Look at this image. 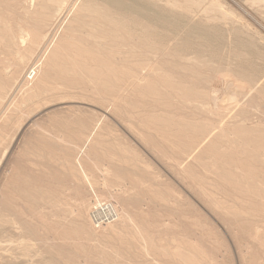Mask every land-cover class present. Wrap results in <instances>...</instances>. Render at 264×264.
Masks as SVG:
<instances>
[{
    "label": "rangeland",
    "instance_id": "1",
    "mask_svg": "<svg viewBox=\"0 0 264 264\" xmlns=\"http://www.w3.org/2000/svg\"><path fill=\"white\" fill-rule=\"evenodd\" d=\"M169 1L158 3L212 30L205 45L195 39L194 51L236 65L242 44L250 70L264 83V0ZM82 2L41 55V50L24 54L29 35L17 21L22 24L47 5L55 16H66V5L0 0V264H264V163L255 161L251 147L241 148L234 131L238 126L262 130L264 116L252 115L244 104L249 118L236 126L230 119L219 124L211 104L184 105L176 96L174 103L181 106L172 116L176 121L194 122L196 111L216 119L221 132L214 139L221 154L214 153L211 139L203 150L180 152L179 143L194 142L190 133L171 142L167 132L174 125L138 122L136 114L169 116L153 95L132 111L127 92L112 98L96 94L92 86L48 79L66 59L60 51L57 62L48 63L50 53ZM12 61L16 72L5 67ZM33 67L38 73L29 79ZM216 76L205 90L216 89L226 99V85ZM259 105L264 111V101ZM95 201L111 202L119 216L95 225L90 217ZM235 208L239 211L232 212Z\"/></svg>",
    "mask_w": 264,
    "mask_h": 264
},
{
    "label": "bare ground",
    "instance_id": "2",
    "mask_svg": "<svg viewBox=\"0 0 264 264\" xmlns=\"http://www.w3.org/2000/svg\"><path fill=\"white\" fill-rule=\"evenodd\" d=\"M78 1L47 0L45 5L49 2L56 4L59 2L60 7L66 5L68 14L66 16L61 14L57 17L53 13V9L47 5L37 10L31 19L21 20L22 24L17 21L18 25L27 27L25 29L29 35L22 44L24 54L41 50V55H45ZM188 2L194 1L188 0ZM69 23L60 45L51 51L48 63L51 61L56 63L60 51L66 54H64L66 59L58 62L57 71L47 74L46 77L63 81L70 87L82 85L83 89H87V87L92 86V90L96 94H107L112 98L121 92H127L131 98L130 107L132 111L139 110L143 103L147 102L145 97L153 95L156 98L155 105L163 106L169 112V116L167 118L146 116L145 119H140V116L136 114L137 119H139L138 122L146 124L150 121L157 124L163 122L165 127L168 126L169 128L174 125L175 129L170 128L171 130L167 132L171 142L187 138L186 133H190L192 138L195 137L194 142L188 139L179 143L177 150L180 152L193 151V149L203 150L206 141L211 139L213 143L210 146L214 153L221 154L219 145L214 141L219 136L220 127L218 126L220 125L213 124V120L216 119H212L211 116L200 115L196 111L193 112L195 114L193 115L194 122L189 121V124L185 121H176L172 116L178 114L181 109L179 103H174L176 96L185 100L183 101L184 105L190 104L191 101L197 102L198 106L202 107L211 104L213 108L215 107V110L211 109V111L220 118L219 124L230 119L234 120L233 124L236 126L240 120L245 119L248 115V109L246 110L244 104L251 108L252 115L264 116V111L259 105L260 101H264V83L258 74L250 70L252 61L247 59L243 45L239 44L238 46L241 48L238 53L241 61L236 65L224 60L223 55L221 57L224 61L218 63L204 59L209 55L205 54L207 57H204V50L197 48V51H194L193 46L195 39L201 40L200 42L205 45L212 37L210 33L212 30L188 22L174 10L159 4L158 0H86V2H82L78 15L74 16ZM231 31L227 32L231 33ZM249 44L251 45V43ZM8 52L13 53L12 51ZM12 62L4 66L13 67V71L16 72L18 64ZM214 63L218 66H215ZM34 64L36 63L34 62ZM46 70L48 73L49 70ZM37 73L38 70L33 67L29 70L28 78L34 79ZM257 73L259 72L257 71ZM214 75H217L218 84L222 80L224 81L227 91L226 99L221 100L216 89L210 94L205 90L209 80L216 81L212 80ZM99 101L102 103L103 100ZM104 102L107 103L103 101V104ZM223 104L232 105V108L223 107ZM184 117L186 116L184 115ZM207 119L212 120V122L206 124ZM184 125L186 127H183ZM234 131H236L237 139L241 141V148L246 151L248 147H251L253 152L256 151L253 157L255 161L264 163V161H260V154L264 152V128L262 130L260 128L249 130L238 126ZM234 162L233 156L229 155L226 163L231 165ZM241 163L247 165L250 164V161L243 160ZM255 175L256 173H248L250 178H254ZM260 176L264 177L263 175ZM103 202L95 201L93 203L90 213L91 220L95 206L103 204ZM112 206L114 209L117 208ZM237 211H239L238 208H235L232 212ZM98 214L104 215L99 212ZM193 257L195 258V256Z\"/></svg>",
    "mask_w": 264,
    "mask_h": 264
},
{
    "label": "built area",
    "instance_id": "3",
    "mask_svg": "<svg viewBox=\"0 0 264 264\" xmlns=\"http://www.w3.org/2000/svg\"><path fill=\"white\" fill-rule=\"evenodd\" d=\"M112 205L113 204L111 202H103V204L95 206V209L93 210L94 215L92 216V220L95 225H103V223L111 222L116 217H118L117 208L114 209ZM112 211L114 212L111 213ZM98 212L104 215L100 216Z\"/></svg>",
    "mask_w": 264,
    "mask_h": 264
}]
</instances>
